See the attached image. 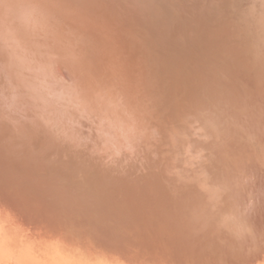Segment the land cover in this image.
<instances>
[{"label": "water", "instance_id": "95a60500", "mask_svg": "<svg viewBox=\"0 0 264 264\" xmlns=\"http://www.w3.org/2000/svg\"><path fill=\"white\" fill-rule=\"evenodd\" d=\"M0 264H264V0H0Z\"/></svg>", "mask_w": 264, "mask_h": 264}, {"label": "clouds", "instance_id": "9594fccd", "mask_svg": "<svg viewBox=\"0 0 264 264\" xmlns=\"http://www.w3.org/2000/svg\"><path fill=\"white\" fill-rule=\"evenodd\" d=\"M4 9L5 12L3 22L5 27L7 28L9 25H13L17 22V16L19 15V13L16 11L15 6L13 5L5 4Z\"/></svg>", "mask_w": 264, "mask_h": 264}]
</instances>
